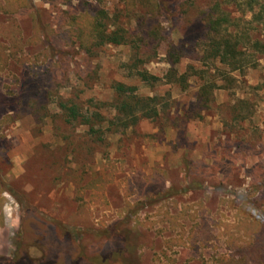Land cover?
<instances>
[{"label":"rangeland","instance_id":"1","mask_svg":"<svg viewBox=\"0 0 264 264\" xmlns=\"http://www.w3.org/2000/svg\"><path fill=\"white\" fill-rule=\"evenodd\" d=\"M246 1L163 0L151 15L137 0L126 17L119 0H0V264H264V55L250 49L264 14ZM217 4L254 63L228 81L201 63ZM99 10L129 43L81 48L73 21ZM171 44L178 75L220 87L209 102L197 76L167 84ZM118 83L165 112L106 131Z\"/></svg>","mask_w":264,"mask_h":264},{"label":"trees","instance_id":"2","mask_svg":"<svg viewBox=\"0 0 264 264\" xmlns=\"http://www.w3.org/2000/svg\"><path fill=\"white\" fill-rule=\"evenodd\" d=\"M119 1L125 6L126 17L134 15L133 12L136 8L137 0ZM143 2L145 8H147V14H160L164 8L163 0H143ZM246 4L250 10H253L254 6H258V14L254 15V18H262L264 14V0H247ZM147 14L146 12L142 14L143 21L146 20ZM215 14L214 16L209 14L205 19L208 37L201 49V63L205 67L214 63L226 67L228 73L221 72L219 69H217V72L221 73L224 81H228V79H231L229 73L252 68L254 67V63H250L251 61L248 59L246 49L240 45V39H243L242 36L240 37L239 34L230 29V25L234 23V20L230 19L228 14L221 10L220 4L215 6ZM107 21L108 16L105 11L86 12L74 19L73 25L76 28L74 29V33H71L75 35L81 48L86 51L105 45L122 46L129 43L128 33L122 28L110 30ZM153 33L154 31H151L149 36ZM250 49L254 54L264 55V44L259 41L251 42ZM183 54L182 47H176L172 44L169 46L166 56L171 67L164 76V79L167 84H178L186 88L187 79L192 76H197L203 82L199 89L198 101L200 103L209 102L211 91L220 89V87L216 85L215 81L206 79L207 70L188 66L187 71L178 75L174 66L180 63ZM135 75L141 82L148 86H154L155 83L160 81L158 77L150 75L147 71H137ZM114 91L117 97L114 105L115 116L113 121L109 122L106 131H111L112 129L117 132H124L142 119H157L160 113L165 112L167 107V103H163L161 98L138 97L135 94V87L118 83L114 86ZM61 107L68 112V116L71 118L70 120H76L79 117L75 107H66L64 105ZM89 132L92 135H99V139L104 134L102 128L95 129L94 127H90ZM106 260L108 259L100 258L97 263L105 264L107 262Z\"/></svg>","mask_w":264,"mask_h":264}]
</instances>
